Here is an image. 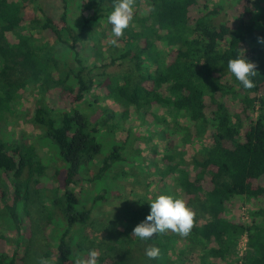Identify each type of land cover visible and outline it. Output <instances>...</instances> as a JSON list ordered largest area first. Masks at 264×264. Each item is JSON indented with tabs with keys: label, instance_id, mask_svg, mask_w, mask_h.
<instances>
[{
	"label": "trees",
	"instance_id": "16d2710c",
	"mask_svg": "<svg viewBox=\"0 0 264 264\" xmlns=\"http://www.w3.org/2000/svg\"><path fill=\"white\" fill-rule=\"evenodd\" d=\"M254 4L241 2L228 20L221 17L222 7L210 9L200 0H136L132 24L117 47L110 44L107 19L113 0H0V215L14 230L0 223V264H28L36 234L27 208L30 186L40 193L45 168L23 135L2 139V124L32 86L41 98L28 117L65 165L46 219L62 230L44 233L55 244L43 255L56 258L51 264H74L90 249L100 251L98 264H142L116 257L115 246L106 240L94 245L81 232L93 206L105 199L108 181L126 179L136 170L127 157V144L139 139L130 133L132 125L125 141L103 151L100 133L109 128L116 109L126 123L132 115L154 123L157 141L146 157L160 179L156 193L139 196L125 214L123 242L158 247L160 257L148 264H231L227 258L246 233L244 264H264V48L256 45L255 32L263 21L252 20L264 13L254 16ZM240 48L258 65L252 89H244L227 69ZM121 63L132 71L107 72ZM94 88L105 104L99 114L89 99ZM49 95L56 97V108L48 105ZM161 107L171 108L172 118L153 113ZM133 152L139 157L143 149ZM143 180L136 183L144 191ZM85 182L103 192L90 206L73 189ZM173 193L196 213L191 233L183 237L169 231L147 241L131 236L149 214L148 202ZM244 201L250 204L247 222L239 216ZM105 235L110 238V232Z\"/></svg>",
	"mask_w": 264,
	"mask_h": 264
},
{
	"label": "rangeland",
	"instance_id": "374dc122",
	"mask_svg": "<svg viewBox=\"0 0 264 264\" xmlns=\"http://www.w3.org/2000/svg\"><path fill=\"white\" fill-rule=\"evenodd\" d=\"M203 6H207L212 9L214 6L218 5L222 7L221 17H224L228 20H233L234 18V9L238 4L243 2L247 4L248 2H254L252 5V11L254 16H259V12L264 13V0H200ZM239 2V3H238ZM252 20L263 21V23H257L255 26V32L258 37H264V17L252 18ZM134 29H137L138 26L133 24ZM259 32H262V35H259ZM264 48V44H256ZM255 45V46H256ZM248 53L252 58L256 57V54L249 50ZM107 72L112 73V75H120L123 73L131 72L132 66L128 63L116 64L108 67ZM23 95L16 100L13 108V114L10 115L7 121L2 124V139L6 138L10 141H15L22 135L28 143L34 145L39 159L41 160L42 165L45 168V176L42 178V188L40 193H35V185L31 184L32 193L30 195L31 200L29 201L28 211L30 219L32 221V227L36 234L34 235V241L32 242L33 247L30 249V254L28 257V264H40L41 259L43 258L51 264L55 262L56 258L51 256L50 258H45L44 252L53 248L55 245L54 242L47 241L44 233L50 234L51 232H60V226L58 222L47 221L48 213L53 211V202L51 201L55 193L61 190L60 185V173L65 169V165L60 159V154L51 144L49 139L43 137V132L40 129H37L33 126L28 117L30 111L32 110L33 102L41 98V93L38 91L37 87H27ZM100 92L97 88H94L89 95L90 103L93 104V113L99 114V107L104 106L105 104L100 101ZM50 97V98H49ZM48 105L52 108L56 104V97L54 95H49L47 98ZM116 109V115L114 118L109 121V128L103 129L100 133V141L103 145V151L108 152L112 147L113 143L117 141H125L128 134L132 133L134 136L138 137L137 142L130 141L127 145V155L130 160L136 166V170L132 175L128 176L126 179L122 180H111L108 181V192H104L105 199L98 201L94 206L91 213L90 220L88 225L83 227L81 232H87L90 239L94 245H98L97 242L108 241L106 244H111L115 246L114 254L116 257L128 258L132 261H139L142 264H148L149 259L145 255V249L149 247L145 242H140L129 245L123 242V238H126V235L123 232L125 230V214L128 216L130 209L134 208L137 204L136 200L139 196H153L156 193L158 188V183L160 181L158 175L154 170V166L148 160L146 155L149 156L151 147L156 143L157 138L154 136V123L148 121L142 123L135 115H132V122L126 123L119 115V111ZM102 112V111H101ZM158 115H165L166 117L172 118L173 112L171 108L161 107L153 111ZM133 126L132 131L130 132V127ZM130 132V133H129ZM150 137L151 141L146 142L143 137ZM133 139V137L131 138ZM7 141V140H6ZM140 147L143 149V154L139 157L136 156L133 152V149ZM162 149V146H160ZM136 159V161H135ZM135 161V162H134ZM160 162V161H159ZM57 172V173H56ZM139 174V175H138ZM145 180H143V178ZM142 179L145 183L144 191L142 186H139L136 182ZM148 184V185H146ZM7 194L10 195L12 192V187L10 184H7ZM76 192L80 193V200L83 205L90 206L92 202V197L98 193H103L101 189L94 187L89 182H85L81 186H76L73 188ZM57 190V191H56ZM177 193H173L176 196ZM243 206L239 212L240 218L244 221H248L250 204L248 201L243 202ZM3 212V208L0 206V213ZM201 216V214H200ZM247 216V218H246ZM204 217V216H202ZM58 219V217H57ZM56 219V220H57ZM200 221V219H199ZM0 223L8 228L9 232H14L13 223L9 221L5 216L1 217ZM22 232H25V228H21ZM79 232V231H77ZM105 232H110V238H105ZM97 240V241H93ZM238 239L234 251L238 247ZM88 244H91L88 242ZM129 249V251H127ZM5 251L8 254H11L12 248L7 247ZM98 251V250H97ZM100 253V251H98ZM129 253L130 255H126ZM235 254L234 252L228 256L227 262L235 264Z\"/></svg>",
	"mask_w": 264,
	"mask_h": 264
},
{
	"label": "clouds",
	"instance_id": "9594fccd",
	"mask_svg": "<svg viewBox=\"0 0 264 264\" xmlns=\"http://www.w3.org/2000/svg\"><path fill=\"white\" fill-rule=\"evenodd\" d=\"M135 7L136 0H113V11L107 17L112 26L113 39L110 40L112 46H119L118 40L123 38L125 31L131 26ZM257 43L264 44V37H257ZM245 51L246 49L240 48L236 57L228 60L227 69L247 90L256 86L253 78L259 73L257 63L247 59ZM148 203L149 214L133 228L131 236L147 241L169 231L183 237L191 233L196 213L187 206L183 198L161 194ZM160 254L158 247L149 246L145 249V255L150 260L158 259ZM99 256L97 250L90 249L86 256L76 257L74 264H98ZM40 264H48V262L42 258Z\"/></svg>",
	"mask_w": 264,
	"mask_h": 264
},
{
	"label": "built area",
	"instance_id": "2783aa9c",
	"mask_svg": "<svg viewBox=\"0 0 264 264\" xmlns=\"http://www.w3.org/2000/svg\"><path fill=\"white\" fill-rule=\"evenodd\" d=\"M247 218V216H246ZM247 234L244 233L242 236H240L238 239V247L234 251V258H235V264H244L243 262V257L248 249L247 244H248V238ZM238 241V240H237Z\"/></svg>",
	"mask_w": 264,
	"mask_h": 264
}]
</instances>
